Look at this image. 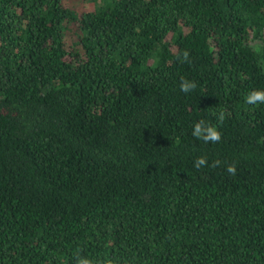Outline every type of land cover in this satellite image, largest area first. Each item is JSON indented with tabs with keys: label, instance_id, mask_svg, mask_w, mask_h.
Segmentation results:
<instances>
[{
	"label": "trees",
	"instance_id": "trees-1",
	"mask_svg": "<svg viewBox=\"0 0 264 264\" xmlns=\"http://www.w3.org/2000/svg\"><path fill=\"white\" fill-rule=\"evenodd\" d=\"M83 1L0 0V264H264V0Z\"/></svg>",
	"mask_w": 264,
	"mask_h": 264
},
{
	"label": "clouds",
	"instance_id": "clouds-1",
	"mask_svg": "<svg viewBox=\"0 0 264 264\" xmlns=\"http://www.w3.org/2000/svg\"><path fill=\"white\" fill-rule=\"evenodd\" d=\"M189 52L184 51L182 55L181 62H189ZM181 91L188 93L189 91L195 89L196 83L188 80H184L182 78L181 82ZM246 103L250 105H256L258 103H264V90H253L251 91L246 97ZM224 114L223 112L220 113L219 119H223ZM193 135L197 138H202L205 142H218L221 139V133L217 130L214 125L207 124L205 121L201 120L194 125ZM220 161H214L213 167L218 166ZM207 165V158L206 157H199L196 159L194 167L197 169ZM227 171L231 175H235L236 173V166L235 164H231L228 166ZM78 264H92V261L89 259H80L78 260ZM104 264H114L111 259H106Z\"/></svg>",
	"mask_w": 264,
	"mask_h": 264
},
{
	"label": "rangeland",
	"instance_id": "rangeland-1",
	"mask_svg": "<svg viewBox=\"0 0 264 264\" xmlns=\"http://www.w3.org/2000/svg\"><path fill=\"white\" fill-rule=\"evenodd\" d=\"M82 2H84V1L82 0Z\"/></svg>",
	"mask_w": 264,
	"mask_h": 264
}]
</instances>
